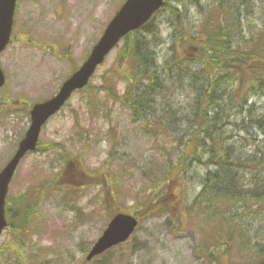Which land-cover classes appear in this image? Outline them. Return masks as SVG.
Returning <instances> with one entry per match:
<instances>
[{
  "label": "rangeland",
  "instance_id": "rangeland-1",
  "mask_svg": "<svg viewBox=\"0 0 264 264\" xmlns=\"http://www.w3.org/2000/svg\"><path fill=\"white\" fill-rule=\"evenodd\" d=\"M123 1L16 0L11 40L0 53L7 79L0 87V169L29 124L26 104L55 93ZM236 1L240 7L234 16L230 4L221 0H166L152 21L155 36L138 30L149 41L147 62L162 87L155 85V94L145 97H139L140 91L131 97L132 104L121 97L127 84L120 73L127 65L119 56V43L88 85L47 121L37 149L21 161L9 189L11 225L0 234V264L264 260V85L248 92L243 109L235 102L229 108L226 96L217 93L210 108L207 99L200 105L197 89L206 73L189 38L221 12L220 22L238 25L234 40L240 48L255 46L264 53V0ZM207 108L200 123L197 113ZM206 128L220 143L216 150L225 161L221 175L228 173L236 184L231 200L216 197L214 204L199 194L206 181L216 180L207 176L216 172V157L208 159L210 154L203 152L196 161L191 153V137L203 138ZM171 171L174 177L167 178ZM89 176L104 180L102 187L89 184ZM106 188L118 191L119 208L136 214L138 224L127 241L86 262L109 218L102 203ZM152 199L166 213L157 211L160 205L147 209ZM17 200L28 203L22 206Z\"/></svg>",
  "mask_w": 264,
  "mask_h": 264
},
{
  "label": "trees",
  "instance_id": "trees-1",
  "mask_svg": "<svg viewBox=\"0 0 264 264\" xmlns=\"http://www.w3.org/2000/svg\"><path fill=\"white\" fill-rule=\"evenodd\" d=\"M223 2L224 4H230L227 6V8L228 10L232 11V14L234 12V16L236 13L239 14L240 6H235V4H237L236 0H221V3ZM170 9L171 11L175 10H173V7L171 6ZM220 16L221 12H217L213 18L209 20L206 19L204 21L205 26H201L198 35L196 34V36H189L193 42L192 44L194 45V49L197 48V54H195L196 60L200 59L203 62L204 69L202 70L204 73H206L205 81L197 89V99L199 100L200 105L203 106V101L207 99L205 104L208 107L211 105L210 99H212L217 93L219 97L226 96L229 108L233 107L236 103L237 105L242 106L241 109H243L247 102L246 96L248 95V92L254 90L255 87L258 90L263 89L264 53H258L255 46L252 48V46L247 45L245 48H240L239 45H237L238 41L234 40V36L239 34L238 25L235 23L232 25L229 23L230 20L228 19H225L224 22H220ZM152 24L153 22H149L142 26L141 29L144 28L148 35L154 37L156 33L151 27ZM183 35L180 38H182ZM153 41H156V38H153L152 42ZM119 50L120 58L124 60L127 65L126 71L120 73L121 78L127 84L125 88L126 91L121 96L126 102L132 104L134 99L131 97L133 95L134 97H137L140 91L141 94L139 97H145L149 94L153 95V87L155 85L162 87V83L157 81L158 76L156 71L150 70L152 69V64L147 62V50L150 51L149 41L143 36L139 35L138 31L127 34L123 38ZM144 80H151L152 83H143ZM202 80H204V78ZM132 83L135 85L129 87L128 85ZM253 84L256 86H253ZM108 89L111 90V88ZM137 89H139V91L136 95L135 90ZM206 96L208 97L206 98ZM142 100V98H139L138 102H141ZM216 107L213 106L212 110H214ZM208 108L207 111H198L199 114L197 113V115L201 118L200 123L204 122V117L209 112ZM258 121L262 122V119H258ZM203 132L205 133L203 138L191 137V153L193 154L194 150L198 149L199 147L204 148L206 146H210L209 149L213 150L214 157H216V161H213L212 163L217 166V169L213 174H211L210 171L207 172L209 179L212 178L216 180L213 184L209 183L208 185V182L206 181L202 185L203 190L199 194L201 195L200 198L205 196V200L209 202L212 200L213 204V199L216 197H218V199H223L224 201H228L229 199L231 200L234 189H236V184H233V177H230L228 173H226V175L225 173L221 175V172L225 171V161L216 150V148L220 145L219 141L215 139V136L217 137V135H213L207 128ZM205 140L209 141V145L205 144ZM174 169H176L177 172V168L175 167ZM174 175L175 172L171 171V173L167 174V178L174 177ZM89 179V184H95V186L99 187H102V183L104 182V180L98 181V177L95 176H89ZM207 190H210V193H208ZM259 190H262V188H259ZM105 192L106 195L104 200L102 199V203L107 205V211L110 218L114 214L123 210H121L117 204L116 199L118 198V191H112L106 188ZM262 195L264 196V194ZM208 197L210 199H208ZM22 201L23 202L17 200L15 203H19L22 206L28 203L27 200ZM157 205H160L159 209ZM146 208L149 210L158 209L157 211L160 213L165 212V208L160 204V201L156 202L154 199H152V202L146 205ZM24 209L27 210V206H25ZM6 211L7 213H11L9 207L6 208ZM167 212L169 213V210H167ZM221 235L223 236L224 234L221 233ZM263 250L264 249H261V251ZM260 260H262V258Z\"/></svg>",
  "mask_w": 264,
  "mask_h": 264
},
{
  "label": "water",
  "instance_id": "water-1",
  "mask_svg": "<svg viewBox=\"0 0 264 264\" xmlns=\"http://www.w3.org/2000/svg\"><path fill=\"white\" fill-rule=\"evenodd\" d=\"M162 0H125L106 25L101 37L92 47L81 66L60 86L50 99L33 105L30 111V125L19 141L11 159L0 171V232L6 225L4 203L10 180L21 158L33 150L38 141L40 129L49 116L54 114L70 97L73 91L83 87L96 67L103 62L110 50L129 31L139 28L162 5ZM15 0H0V51L8 42L12 24ZM4 77L0 70V86ZM137 220L134 216L118 213L113 216L102 235L93 244L86 256L90 260L106 249L124 242L133 232ZM260 264H264V261Z\"/></svg>",
  "mask_w": 264,
  "mask_h": 264
},
{
  "label": "bare ground",
  "instance_id": "bare-ground-1",
  "mask_svg": "<svg viewBox=\"0 0 264 264\" xmlns=\"http://www.w3.org/2000/svg\"><path fill=\"white\" fill-rule=\"evenodd\" d=\"M198 149H199V152H198ZM198 149H195L194 152H193L194 155H196V161L200 160V158H201L203 152H204V153H209V154H210V155L208 156V159H212V158H214V154H213V150H212V149H209V148H208V150H207V149H205V148H201V147H199ZM222 149H223V147H222Z\"/></svg>",
  "mask_w": 264,
  "mask_h": 264
}]
</instances>
